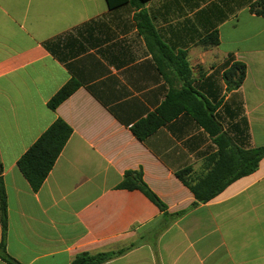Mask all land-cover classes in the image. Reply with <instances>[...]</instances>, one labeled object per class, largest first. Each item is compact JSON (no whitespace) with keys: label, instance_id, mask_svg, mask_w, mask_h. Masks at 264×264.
Masks as SVG:
<instances>
[{"label":"crops","instance_id":"0c3cea01","mask_svg":"<svg viewBox=\"0 0 264 264\" xmlns=\"http://www.w3.org/2000/svg\"><path fill=\"white\" fill-rule=\"evenodd\" d=\"M257 1L147 0L138 10L107 0H0V177L13 259L71 264L84 252L126 250L105 264H264V158L194 206L177 174L205 177L217 137L186 112L145 140L132 132L188 78L220 135L242 150L264 147V16L250 10ZM140 12L174 56L186 53L190 75L175 64L161 71ZM215 32L217 45L202 43ZM236 62L247 67L239 88L224 76ZM71 81L77 90L50 109ZM58 119L73 133L34 191L18 161ZM131 171L142 172L169 214H184L170 220L140 190L119 188Z\"/></svg>","mask_w":264,"mask_h":264},{"label":"trees","instance_id":"16d2710c","mask_svg":"<svg viewBox=\"0 0 264 264\" xmlns=\"http://www.w3.org/2000/svg\"><path fill=\"white\" fill-rule=\"evenodd\" d=\"M146 1L147 0H107L111 7L119 3L131 2L138 10L143 7ZM250 10L258 16H264V0H259L254 3ZM137 21L150 50L156 55L155 60L159 64L161 71L165 74V68L175 64L177 65V70L181 71L182 74L190 75V69L186 62V53L181 52L178 56H174L171 50L159 38L150 18L145 12H140L137 15ZM202 43L205 45H217L219 43L218 33L215 32L209 35ZM180 65L181 68L178 67ZM246 75L247 67L240 62L234 63L224 74L227 83L233 88L241 87L245 81ZM78 87L79 84L75 81L67 83L50 100L48 104L49 108L55 110L63 101L70 97ZM184 112L193 116L212 136H216V143L219 147L218 153L210 158V161L215 163L213 169L196 183L189 182L186 179L189 170H183L177 174L178 178L187 185L195 195L197 202L194 206H196L199 203H207L213 200L230 183L255 172L260 161L264 158V147L255 148L253 150H242L228 142L225 136L220 135L221 128L213 116L212 106L201 98L192 88L188 78H185V82L181 89L170 90L169 95L161 107L150 114L146 119L134 125L132 132L138 139L145 140L167 122L172 121ZM72 133L73 131L67 123L61 119L56 120L18 161L19 170L34 191H38L42 187ZM1 170L2 165L0 162V171ZM119 188L140 190L155 203L170 220L178 219L184 214V212L174 215L169 214L166 206L145 184L142 172H127ZM0 222L2 227L0 260L6 264H20L7 253L6 249L8 209L7 194L2 177H0ZM125 252L126 250L100 252L96 254L84 252L77 255L71 264H105Z\"/></svg>","mask_w":264,"mask_h":264}]
</instances>
